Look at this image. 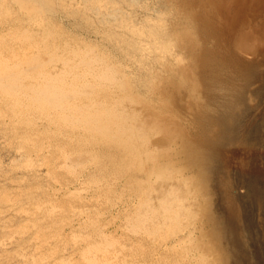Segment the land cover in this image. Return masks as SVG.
I'll use <instances>...</instances> for the list:
<instances>
[{
  "label": "rangeland",
  "instance_id": "374dc122",
  "mask_svg": "<svg viewBox=\"0 0 264 264\" xmlns=\"http://www.w3.org/2000/svg\"><path fill=\"white\" fill-rule=\"evenodd\" d=\"M211 6L213 4L208 0L203 3L200 0H0V37L4 38H0V56L4 58L0 57L1 61L5 63L7 58L9 62L6 64L10 63L12 66L15 63L17 67L18 62H25V58H35L39 54L40 57L36 56L35 60L41 64L48 61L47 55L50 59L45 67L47 73L52 76L55 73H68V76L63 73V78L66 77L65 81L71 84V79L77 72H86L84 67L79 66L75 70V66L70 64L77 60H69L75 57L74 52V57L70 54L73 50L79 52L82 49L86 58L88 55L87 59L90 56L94 58L91 62L94 70L92 74L95 72L102 81L93 80L94 75L86 72L90 76H84L89 78L82 82L90 81V84L86 83L87 86L92 84L95 88L90 87V95L82 93V90L74 95L76 98L72 96L69 101L75 102L80 108H77L76 113L71 112L74 116L70 114V120L76 117V120H80L76 123L78 126L58 121L56 116L59 113L56 108L47 113L43 109L42 113L38 110L41 107L32 99L35 97L34 90L29 88H32V83H40L29 77L39 72L38 62L28 60L33 63V67L29 62L28 65L25 63L26 66L23 62L19 63L22 65L17 67L19 71H23V74L26 71L25 77L28 73L25 78L27 83L23 75L21 83L15 85L16 88L11 83H0L1 88L3 86L0 89V264H103L104 261V264H264V199L260 195H254L252 185L258 180L256 184L264 186V56L258 55L259 49L264 50V40H258L257 43V40L251 39L245 43L247 50L238 51L247 63L261 62L257 69L261 80L257 78L260 81L254 80L255 83L248 84L244 99L237 109L239 116L235 122V135L230 134L232 137L225 141L228 145L225 144L221 148L223 150H220L223 155L218 154L216 162L212 163L211 157L205 156L207 151L203 147L204 136L199 123L205 113L217 114L222 109L220 102L209 104V98L213 94L217 99L223 94L220 83L212 86L211 73L218 70L222 77L227 69L219 71L224 68L218 63L219 57L208 50L213 47L214 40L203 35L202 19ZM68 43L70 47H67ZM53 52L56 57L61 55L59 60L54 57ZM17 60L20 61L16 62ZM1 61L0 65L3 63ZM60 61H69L67 65L70 68ZM204 62V70L210 73L211 78L205 79L206 73L202 75ZM23 67L29 68L23 70ZM4 68V65L0 66V74ZM17 68L12 69L18 71ZM30 70L36 74L32 72L30 75ZM103 72H107V75H103ZM110 72L112 81L108 80ZM30 82L31 86H26ZM7 85L15 88L12 91L17 86L21 88L19 94L15 93V96L24 94L20 98L16 96L19 101L11 92L8 93L11 97L7 94L11 91L9 86L7 90ZM21 85L31 90V99L26 97L30 95V91L24 92L23 89H27L24 86L22 89ZM79 94L81 99L78 98ZM92 99L95 104H92L93 108L90 105L93 102H89ZM82 101L91 108H83ZM78 110L83 114L86 111L85 115L87 111L94 115L92 111L99 113L101 110L98 117H92L99 119V124H94V120L93 123L87 120V125ZM49 113L55 117L48 115ZM50 121L53 122L49 123ZM82 122H85L84 125ZM101 125L105 128L102 132ZM216 126L217 123H213L209 133L213 139L221 133V128ZM97 127L101 129L97 130ZM101 136L104 137L103 140ZM67 146L73 148L69 149ZM75 150H78L76 154ZM82 150L85 152L80 154ZM71 152L75 156L70 157ZM78 154L83 162L77 159ZM27 156H31L30 161ZM68 161H71L70 164ZM76 161L83 165L79 166ZM214 166L216 169L213 171ZM210 175L212 176L209 178ZM93 181L97 183L94 184ZM227 190L232 194L234 204L239 205L236 206L239 248L232 245L231 239L222 229L224 227H219ZM144 201H147L146 207L157 210L154 211L156 215L152 216L154 213H151L149 207V212L147 210V213L143 211L141 214ZM140 202L142 208L137 205ZM34 204H40L43 208L39 205L34 207ZM52 205L57 208L50 211ZM79 213L82 215H77ZM148 213L150 215H146ZM131 214L137 215L135 217ZM137 216L138 221L142 217L144 224L142 221L135 224ZM148 219L151 223L156 219V223L153 222L155 224L152 226ZM132 222L135 225L133 228V224L130 227ZM141 222L147 232L142 227L138 228ZM134 231L139 233L135 235ZM108 241L110 246H106ZM91 243L94 249L89 246ZM96 243L100 244L101 249L105 246L108 251H103L98 246L101 251L98 252ZM111 245L116 247L110 249ZM86 250L88 255H85ZM92 253L94 257H91Z\"/></svg>",
  "mask_w": 264,
  "mask_h": 264
},
{
  "label": "bare ground",
  "instance_id": "6f19581e",
  "mask_svg": "<svg viewBox=\"0 0 264 264\" xmlns=\"http://www.w3.org/2000/svg\"><path fill=\"white\" fill-rule=\"evenodd\" d=\"M202 3L204 2V0H200ZM209 2H210V4H213V7L211 6V8H210V10H209V12H208V14L207 15H204V18L202 19V21H203V23H204V25H203V35H204V37L205 38H212L213 40H214V43H213V47L212 48H210V49H208V50H210V51H212V54L215 56H218L219 57V59H220V61L218 62L221 66H223L224 68L223 69H220L219 71H221V72H223L225 69H227V73L226 74H224L222 77L220 76V74L218 73V70L217 71H215V73L213 74V73H211V75H212V77H213V83H212V86H216V83H220V85H219V87L220 88H222L223 87V94L221 95V96H219V98L217 99V96L215 95V94H213V96L211 97V98H209V104H216V103H221L220 104V108H222V109H219V112L217 113V114H211V113H205L204 114V117L202 118V120H201V122L199 123L201 126H200V130H202V134H203V138H202V135H201V137L200 138H202V141H204V143H203V147H204V149L207 151L206 153H205V156L207 157V158H209V157H211L210 159H211V162L213 163V161H215V157L216 158H218L217 156H218V154H220V150H221V148L226 144V140H228V139H230L231 137H230V134L232 135V133L233 132H235L236 130H235V122H237L236 121V118L239 116L238 115V107H239V105L241 104V102L243 101V99H244V91L247 89V86H248V84L249 83H251V82H254V80L255 81H260L261 80V78H259L260 76L258 75V72H257V69H258V67L260 66V64H261V62H255L254 64H251V63H247V61H245L240 55H239V49H242V50H247V48L248 47H246V42L247 41H249V40H251V39H253V40H257L256 42L258 43V40L260 41V40H264V0H208ZM88 5V4H87ZM110 16V15H109ZM40 25H42V23H39ZM32 25H33V23H32ZM35 25V24H34ZM37 25V24H36ZM39 27V26H38ZM26 29V28H25ZM27 30V29H26ZM21 31H24L25 32V30H21ZM28 31V30H27ZM19 33V32H18ZM22 33V32H21ZM28 33V32H27ZM24 35H25V33H24ZM6 37H8L7 35H6ZM2 40H4V38L3 37H0ZM10 39H11V37H10ZM16 39V38H15ZM14 39V40H15ZM7 40V39H6ZM18 40V39H17ZM8 41H10L9 39H8ZM12 41H13V39H12ZM11 41V42H12ZM1 42V41H0ZM10 42V43H11ZM18 42V41H17ZM264 42V41H263ZM5 43H6V41H5ZM15 43V42H14ZM48 43V42H47ZM70 43V42H69ZM69 43H68V46L67 47H70L69 46ZM260 43V42H259ZM31 43H29V45H30ZM52 44H53V42H52ZM67 44V43H66ZM66 44L64 45V46H66ZM250 44V43H249ZM1 45H2V43H1ZM6 45V44H5ZM5 45H3V46H5ZM14 45V44H13ZM24 45H26V44H24ZM23 45V46H24ZM32 45H34V44H32ZM32 45H31V47H32ZM47 45V44H46ZM57 45V44H56ZM55 45V46H56ZM61 46H62V44H60ZM53 46V45H52ZM258 46V45H257ZM7 47V46H6ZM15 47V46H14ZM17 47V46H16ZM19 47V46H18ZM30 47V46H29ZM42 47V46H41ZM51 47V46H50ZM57 47V46H56ZM262 47V46H261ZM8 48V47H7ZM23 48V47H22ZM38 48L40 49V47L38 46ZM47 49H48V47H46ZM59 48H61L60 46H59ZM260 48V47H259ZM258 48V49H259ZM263 48V47H262ZM12 49V48H11ZM20 49V48H19ZM34 49V48H33ZM43 49H45V48H43ZM56 49H58V48H56ZM66 50H67V48H65ZM65 49H63V50H65ZM69 49H73V48H69ZM77 49V48H76ZM81 49V48H80ZM49 50V49H48ZM82 50V49H81ZM80 50V51H81ZM207 50V51H208ZM8 51V50H7ZM42 51V50H41ZM49 51H51V50H49ZM48 51V53H50ZM62 51V50H61ZM61 51H59V52H61ZM77 51V50H76ZM76 51H72L70 54H72L73 52V54H75L74 56H73V54H72V56L74 57V59H69L70 61H76L75 63H71L70 65H73V66H75L74 67V69L76 70V67L77 66H79V67H84L85 69H86V72H88V73H91L92 74V66H91V62L93 61V59L94 58H91V56H90V58L89 59H87L88 58V55H87V58H86V55H84L83 53H82V51L80 52L79 51V49H78V51L79 52H76ZM85 51V50H84ZM19 52V51H18ZM21 52V51H20ZM24 52V51H23ZM30 52H31V49H30ZM63 52V54H66V53H64V51H62ZM66 52V51H65ZM69 52V51H68ZM85 52H87V51H85ZM5 53V52H4ZM7 53V52H6ZM46 53H47V51H46ZM207 53V52H206ZM246 53V52H245ZM27 54V53H26ZM45 54V53H44ZM51 54V53H50ZM53 54H54V57H56L55 56V53L53 52ZM62 54V53H61ZM205 54V53H204ZM209 54V53H208ZM14 54L12 53V56H13ZM23 58L25 57V54L23 53ZM29 55H31V53L29 54ZM35 55V54H34ZM34 55H32V56H34ZM67 55V54H66ZM93 55V54H92ZM99 55H101V54H99ZM258 55H260V57L261 56H264V50H258ZM18 56V55H17ZM31 56V57H32ZM36 56H38V57H40L39 56V54H36L35 55V58H28L27 60H26V58H25V62L24 61H22L23 62V64H25L26 62H27V65H28V60H30V62H38V61H36L37 59H36ZM44 56V55H43ZM46 57H47V59H48V61L50 60L49 59V57L47 56V55H45ZM61 56V55H60ZM60 56H58L57 55V59L59 60L60 58ZM63 56V55H62ZM65 56V55H64ZM71 56V57H72ZM95 56V55H94ZM206 56V55H205ZM208 56V55H207ZM1 57V56H0ZM15 57V56H14ZM14 57H13V59H14ZM52 57V56H51ZM54 57H53V59H54ZM96 57H98V56H96ZM2 58V57H1ZM9 58V57H8ZM21 58V57H20ZM101 58V57H100ZM248 58V57H247ZM251 58H253V57H251ZM250 58V59H251ZM257 58V57H256ZM2 59H4V58H2ZM18 59V58H17ZM32 59V60H31ZM36 59V60H35ZM42 59V58H41ZM46 59V60H47ZM52 59V58H51ZM56 59V60H57ZM67 59V58H66ZM253 59H255V58H253ZM259 59V58H258ZM21 60V59H20ZM20 60H17L16 62H18V61H20ZM23 60V59H22ZM45 60V61H46ZM55 60V59H54ZM68 60V59H67ZM99 60V59H98ZM214 60V59H213ZM1 61V60H0ZM47 61V62H48ZM61 61H65V60H61ZM60 61V62H61ZM94 61H96V59L94 60ZM253 61V60H252ZM3 62V63H2ZM6 62H9V61H7V58H6ZM6 62L4 63V61H1V65L0 66H3L4 65V69H3V71H2V74H0L1 75V77L2 78H0V83L2 82L3 84H5L4 82H6V84H8V83H11V85L12 86H14L15 88H16V86L15 85H18L17 83L18 82H20L21 83V81H20V79L23 77L24 79L27 77V75H28V73L26 74V77L24 76V74H25V72L26 71H24V74L22 73L23 71H19V67L18 66H20L21 64H19L20 62H18V68L16 67V65H15V63L14 64H12V66L10 65V63L8 64H6ZM21 62V63H22ZM29 62V63H30ZM42 62V61H41ZM47 62H44V63H36L37 65H39L40 67V69H39V72H36L35 73V71H31L30 70V72H31V74L30 75H32V72H34L36 75H32V76H29V77H32V78H34V79H37V81L35 80V82H40L39 84H37V85H34L33 83L31 84V82L30 83H28L26 86H31V85H33L34 86V89H33V86H32V88L31 87H29L31 90H34V96L35 97H33L32 99H34V102H36V104L37 105H40L39 107H41V108H39L38 110H41V109H43V110H45L46 111V113L47 112H50L53 108H56L57 109V112L59 113V114H57V116H56V119L58 120V121H60V122H66L67 124H68V122L71 124V126H73V124L75 123H79V119L78 120H76L77 119V117H76V119L74 118L73 120H70V114H71V112L73 111H75V113H76V110H77V108H78V106L75 104V102H69L70 100H72V96L73 97H75L74 95H77V93L78 92H82V90H83V92L82 93H85L86 95H90V87L92 86V84H91V86L90 85H88L87 86V84L89 83L90 84V81L89 82H82V80L83 79H88V78H85V77H87V76H90V75H87V73L85 72V70L83 71V73L81 72L82 70H80V74H78V72H77V74H75L74 75V78L73 79H71V84H68L67 82V80L65 81V79H66V77H65V79L63 78V76L64 75H67L68 73H64V75H63V73H55V74H53L54 76H52V74H50V73H47V68L45 69V67L50 63H48L47 64ZM57 62V61H56ZM55 62V63H56ZM69 61H66V63L64 62H61V63H63V65H66V66H68L67 65V63H68ZM97 62V61H96ZM248 62H251V61H248ZM254 62V61H253ZM51 63L52 64H54V61H52L51 60ZM58 63V62H57ZM99 63H101L100 61H99ZM31 65H32V67H33V63H30ZM29 64V65H30ZM96 64V63H95ZM8 67V68H6V66ZM59 65V64H58ZM213 65V64H212ZM22 66V65H21ZM25 66H26V64H25ZM50 66H52V65H50ZM62 66V65H61ZM73 66H71V67H73ZM100 66V65H99ZM219 66V65H218ZM14 67V69H16L17 68V70L18 71H14L12 68ZM30 67V66H29ZM29 67H25V68H29ZM56 67V66H55ZM58 67H60V66H58ZM58 67H56V68H58ZM63 67V66H62ZM61 67V68H62ZM96 67V66H95ZM101 67V66H100ZM204 67H205V62L203 63V66H202V68H203V70H204ZM9 68H11V69H9ZM25 68L23 67L22 69L23 70H25ZM42 68V69H41ZM64 68V67H63ZM70 68V66H68V69ZM32 69V68H31ZM73 69V68H72ZM83 69V68H82ZM97 69H98V67H97ZM108 69H110L109 67H108ZM219 69V68H218ZM27 70V69H26ZM33 70V69H32ZM35 70H36V68H35ZM52 70V69H51ZM102 70V69H101ZM37 71V70H36ZM53 71V70H52ZM61 71H63V70H61ZM94 71V70H93ZM104 71V70H103ZM106 71V70H105ZM206 69L204 70V71H202V75L204 76L205 75V73H206ZM212 71V70H211ZM260 71V70H259ZM28 72V71H27ZM54 72V71H53ZM99 72V71H98ZM107 72H109V71H107ZM106 72V73H107ZM70 73V72H69ZM94 74H92V78H94L95 77V79H93V80H95V81H101V79H100V77L98 78V75H95V72H93ZM106 73H104L103 72V75H105ZM110 75H111V77H109L108 76V80L110 81V79L112 78V73L110 72L109 73ZM210 74V73H209ZM209 74H208V72L206 73V75L204 76L205 77V79H206V77H208V78H211L210 76H209ZM23 75V76H22ZM70 75V74H69ZM72 75V74H71ZM101 75V74H100ZM99 75V76H100ZM107 75V74H106ZM114 75L115 74H113V77H114ZM22 76V77H21ZM68 76V75H67ZM85 76V77H84ZM102 76V75H101ZM219 76H220V78H219ZM28 77V80L30 79ZM3 78H4V81H2L3 80ZM257 78H259L260 80H256ZM34 79H31V80H34ZM67 79H69V78H67ZM102 79H104V78H102ZM203 79V78H202ZM26 80V83H27V79H25ZM30 80V81H31ZM108 80H106V81H108ZM113 80H115V79H113ZM79 81H80V83L81 84H79ZM88 81V80H87ZM108 81V82H109ZM111 81H112V79H111ZM102 82V81H101ZM104 83H105V79H104V81H103ZM87 83V84H86ZM92 83L93 84H96V83H94L93 81H92ZM97 83H99V82H97ZM210 83V82H209ZM255 83V82H254ZM259 83V82H258ZM24 84V83H23ZM31 84V85H30ZM100 84V83H99ZM103 84V83H102ZM102 84H101V86H102ZM207 85V84H206ZM11 87L10 85H7V87ZM19 86H20V84H19ZM19 86H17V89L16 90H13L12 91V89L14 88V87H11V91H6L7 92V94L8 93H10L11 92V95H13L14 97H18V98H20V96L21 95H24L23 93L21 94V95H19L18 96V92H20L21 90V88L19 89ZM23 86L24 85H21V87H22V89H23ZM26 86H24L26 89H27V87ZM99 86V85H98ZM98 86H97V88H98ZM9 87H8V89L6 88V86H5V88L7 89V90H9ZM2 88H3V86H2ZM1 88V86H0V89H2ZM14 88V89H15ZM28 88V89H29ZM91 88H95L94 86H92ZM100 88V87H99ZM25 90V89H23L24 90V92L25 91H30L29 93H30V95H31V90ZM87 89V90H86ZM251 89V88H250ZM92 90V89H91ZM4 91H5V89H4ZM3 91V92H4ZM15 91V92H14ZM216 91V90H215ZM5 92V93H6ZM14 92V93H13ZM26 92V93H27ZM5 93H3V94H5ZM15 93H18L16 96H15ZM72 93H73V95H72ZM6 94V95H7ZM28 94V93H27ZM27 94H25V95H27ZM94 94H95V91H94ZM257 94H258V92H257ZM264 94V93H263ZM5 95V96H6ZM10 97H11V95L10 94H8ZM26 96L28 99H31V97L33 96V94L31 95V96ZM83 95V94H82ZM86 95H84V96H86ZM218 95V94H217ZM79 96H80V94L78 95V98H79ZM92 96V95H91ZM10 97H9V100H10ZM16 97V98H17ZM23 97V96H22ZM30 97V98H29ZM88 97V96H87ZM86 97V98H87ZM17 98V99H18ZM76 98V97H75ZM6 99H7V96H6ZM12 99V98H11ZM15 99V98H14ZM16 99V100H17ZM79 99H81V98H79ZM83 99H85V98H83ZM82 99V100H83ZM90 99H91V97H90ZM216 99H217V101H216ZM259 99H261V98H259ZM15 100V101H16ZM95 100H96V98H95ZM12 101V103H13V100H11ZM18 101H19V99H18ZM17 101V102H18ZM33 101V100H32ZM84 101V100H83ZM82 101V103L84 104V102ZM88 101V100H87ZM93 102V103H91L90 105H91V107L93 106L92 104H94V101H93V99L92 100H90L89 102ZM97 101V100H96ZM207 101V100H206ZM16 102V104L15 105H17L18 103ZM20 102H22V101H20ZM98 102V101H97ZM31 103H33V102H31ZM99 103V102H98ZM97 103V104H98ZM35 104V103H34ZM85 104H87V103H85ZM84 104V106H83V108H85L87 105H85ZM12 105V104H11ZM20 105V107L22 106L21 104H19ZM95 105V104H94ZM210 105V106H211ZM24 106V105H23ZM26 106V105H25ZM24 106V108L26 109V107ZM81 107V106H80ZM90 106H87L86 108H88V109H86V110H89L90 108H91ZM99 107V106H98ZM213 107V106H212ZM215 107V106H214ZM32 108V107H31ZM38 108V107H37ZM37 108H35V109H37ZM93 108V107H92ZM96 108V107H95ZM23 108H21V110H22ZM27 109H28V107H27ZM78 109H80V108H78ZM100 109V108H99ZM207 109V108H206ZM215 109H218L217 107L215 108ZM242 109V108H241ZM240 109V110H241ZM250 109V108H249ZM81 110H83V109H81ZM96 110H97V108H96ZM221 110V111H220ZM246 110V109H245ZM94 111H95V109H94ZM94 111H92L93 112V114L94 115H90V113L88 114V111H87V115H85L86 114V111H85V114H83L82 112H80L79 110H78V112L80 113V114H82V116H81V119H83V121H86V123H87V125H88V122H89V120L93 123V121L92 120H94V124L96 123V125L97 124H99V123H97L98 121H100L99 119H94V118H92V117H98L99 116V113H101V110H100V112L99 113H97V112H94ZM206 111H208V110H206ZM213 111V110H212ZM218 111V110H217ZM242 111H243V109H242ZM241 111V112H242ZM52 112V111H51ZM245 112V111H244ZM41 113H42V110H41ZM43 113H44V111H43ZM264 113V112H263ZM92 114V113H91ZM243 114V113H242ZM248 114V113H247ZM41 115V114H40ZM48 115H51L50 113L48 114ZM72 115V114H71ZM90 117H89V116ZM101 115V114H100ZM52 117L54 116L55 117V115H51ZM72 116H74V115H72ZM87 116H88V118H87ZM104 115H102V117H103ZM247 116V115H246ZM48 117V116H47ZM242 117V116H241ZM73 118V117H72ZM99 118H101V116L99 117ZM240 118V117H239ZM70 121H69V120ZM245 119H247V118H245ZM48 120H50V118H48ZM47 120V121H48ZM51 120H55V119H51ZM78 121V122H76V121ZM87 120H88V122H87ZM241 120V119H240ZM51 122H53V121H50L49 123H51ZM90 122V123H91ZM103 122V121H102ZM47 123V122H46ZM83 123V125H84V123L85 122H82ZM91 123V124H92ZM213 123H217V126H219L220 128H221V133H220V135L217 133V131H216V133L219 135V136H215L214 137V139L212 138V137H210V135H209V133H210V129H211V125L213 124ZM53 124V123H52ZM59 124V123H58ZM76 124V125H77ZM91 124H90V126H91ZM102 124V123H101ZM238 124V123H237ZM236 124V125H237ZM251 124V123H250ZM47 125H49V127H50V124H48L47 123ZM61 125V124H60ZM63 125V124H62ZM66 125V124H65ZM75 125V126H76ZM102 125H104V124H102ZM101 125V126H102ZM244 125H245V123H244ZM243 125V126H244ZM68 126V125H67ZM71 126H69V127H71ZM78 126V125H77ZM85 126H86V124H85ZM216 126V127H217ZM56 127V126H55ZM54 127V128H55ZM79 127H80V124H79ZM84 127V126H83ZM94 127V126H93ZM103 127V129H101V128H99V127H97L98 129L97 130H100L101 129V131L100 132H102V130H105V128H104V126H102ZM240 127V126H239ZM241 127H242V125H241ZM48 128V127H47ZM60 128V127H59ZM65 128L66 127H64V130H65ZM75 128V127H74ZM73 128V129H74ZM91 128V127H90ZM63 129V128H62ZM62 129H61V131H62ZM68 129V128H67ZM82 129V128H81ZM86 129V128H85ZM94 129H96V126H95V128ZM49 130V129H48ZM57 130V129H56ZM235 130V131H234ZM44 131V130H43ZM50 131V130H49ZM53 131H54V129H53ZM77 131H79V130H77ZM81 131V130H80ZM85 131H87V130H85ZM95 131V130H94ZM218 131H220V129L218 130ZM55 132V131H54ZM74 132V131H73ZM91 132V131H90ZM90 132H88V133H90ZM97 132V131H96ZM215 131H213L212 132V136H213V133H214ZM60 133V132H59ZM64 133H66V132H64ZM75 133V132H74ZM79 133V132H78ZM82 133V132H81ZM92 133H94V132H92ZM205 133H206V136H205ZM238 133V132H237ZM236 133V134H237ZM250 133V132H249ZM53 134V133H52ZM56 134H57V132H56ZM234 134V133H233ZM60 135V134H59ZM66 135V134H65ZM72 135V134H71ZM74 135V134H73ZM79 135V134H78ZM77 135V136H78ZM81 135V134H80ZM96 135H98L97 133H96ZM235 135V134H234ZM76 136V135H75ZM87 136H90V134L88 135L87 134ZM95 136V135H94ZM86 137V136H85ZM195 137V136H194ZM65 138V137H64ZM70 138H72V137H70ZM76 138V137H75ZM81 138H82V136H81ZM88 138V137H87ZM92 138H94L93 136H92ZM91 138V139H92ZM101 139L103 138L104 139V137H100ZM197 138V137H196ZM236 138V137H235ZM49 139V138H48ZM74 139V138H73ZM96 139H98V138H96ZM95 139V140H96ZM102 139V140H103ZM234 139V138H233ZM50 140V139H49ZM65 140V139H64ZM66 140H68V139H66ZM65 140V141H66ZM77 140V139H76ZM85 140V139H84ZM90 140V139H89ZM232 140V139H231ZM230 140V141H231ZM93 141H94V139H93ZM194 141V140H193ZM31 142V141H30ZM78 142H80V141H78ZM83 142V141H82ZM85 142H87V141H85ZM84 142V143H85ZM197 142H199V141H197ZM225 142V143H224ZM51 143V142H50ZM83 143V144H84ZM33 144V143H32ZM35 144H37V143H35ZM68 144V143H67ZM82 144V143H81ZM87 144V143H86ZM54 145V144H53ZM61 145V144H60ZM89 145V144H88ZM228 144H226V146H227ZM232 145V144H231ZM258 145H259V143H258ZM31 145H29V147H30ZM34 146V145H33ZM33 146H32V148H33ZM46 146V145H45ZM56 146V145H55ZM58 146V145H57ZM225 146V147H226ZM233 146H234V144H233ZM261 146V145H260ZM35 147V146H34ZM37 147V146H36ZM35 147V148H36ZM50 147V144H49V146H48V148ZM66 147V146H65ZM68 147V146H67ZM91 147H93V146H91ZM224 147V148H225ZM21 148V147H20ZM25 148V147H24ZM52 148V147H51ZM56 148V147H55ZM60 148H62V147H60ZM69 149H71V148H73V147H68ZM82 148H84V146L82 147ZM230 148H232L231 146H230ZM234 148H235V146H234ZM234 148H232V149H234ZM34 149V148H33ZM38 149V148H37ZM57 149H59L58 147H57ZM63 149V148H62ZM66 149V148H65ZM193 149V148H192ZM195 149V148H194ZM28 150V149H27ZM54 150V149H53ZM68 150V149H67ZM74 150V149H73ZM203 150V149H202ZM223 150V149H222ZM221 150V151H222ZM24 151V150H23ZM35 151V150H34ZM34 151H32V152H34ZM60 151V150H59ZM66 151V150H65ZM78 151V150H77ZM77 151L75 150V154L77 153ZM190 151H192V150H190ZM224 151H226V150H224ZM74 152V151H73ZM73 152H71L69 155H70V157H71V155H72V153ZM82 152H85V150L83 151H81V152H79L80 154H82ZM87 152V151H86ZM195 152V151H194ZM55 153H57V152H55ZM64 153H66V152H64ZM63 154V153H62ZM62 154H60V155H62ZM75 154L74 155H72V156H75ZM80 154H78L76 157H77V159H79L80 158ZM84 154V153H83ZM225 154V153H224ZM24 155V154H23ZM37 155V154H36ZM220 155H223V154H220ZM22 156V155H21ZM25 156V155H24ZM24 156H22V157H24ZM46 156V155H45ZM68 156V155H67ZM28 157V156H27ZM34 157V156H33ZM37 157V156H36ZM65 157V156H64ZM69 157V158H70ZM79 157V158H78ZM95 157V156H94ZM25 158V157H24ZM29 158H31V156L30 157H28V159ZM41 158V157H40ZM44 158V157H43ZM75 158V157H74ZM221 158H223V157H221ZM28 159H26V160H28ZM45 159V158H44ZM43 159V160H44ZM65 159H68V158H65ZM96 158H94V160H95ZM224 159V158H223ZM31 159H29V161H30ZM37 160V159H36ZM52 160V159H51ZM70 160H72V159H70ZM79 160H81V159H79ZM218 160V159H217ZM48 161V160H47ZM50 161V160H49ZM54 161V160H53ZM82 161V160H81ZM33 162V161H32ZM69 162V161H68ZM71 162V161H70ZM70 162H69V164H70ZM73 162H75L74 161V159H73ZM72 162V163H73ZM79 163H80V161H78ZM83 162V161H82ZM204 161L202 160V163H203ZM216 162V161H215ZM218 162V161H217ZM222 162V161H221ZM221 162H219V163H221ZM224 162V161H223ZM29 163V162H28ZM51 163V162H50ZM76 163H77V161H76ZM210 163V162H209ZM219 163H217V165H219ZM226 163V162H225ZM224 163V164H225ZM48 164V163H47ZM78 164V163H77ZM81 164V163H80ZM223 164V163H222ZM220 165V166H223V165ZM27 165V164H26ZM79 165V164H78ZM78 165H77V167H78ZM83 165V164H82ZM82 165H79V166H82ZM212 165V164H211ZM28 166V165H27ZM53 166H55V165H53ZM70 166H72V164L70 165ZM70 166H69V168H70ZM122 166V165H121ZM225 166V165H224ZM73 167H75L74 166V164H73ZM51 168V167H50ZM55 168V167H54ZM53 168V169H54ZM79 168V167H78ZM72 169V168H71ZM101 169V168H100ZM207 169V168H206ZM214 169H216V167L214 166L213 167V171H214ZM229 169V168H228ZM72 170H75V169H72ZM234 170V169H233ZM122 171H124V170H122ZM128 171H129V169H128ZM207 171V170H206ZM210 171V170H209ZM101 172V171H100ZM229 172V171H228ZM228 172H226V173H228ZM232 172V171H231ZM236 172H238V171H236ZM235 172V173H236ZM232 173H234V172H232ZM118 174V173H117ZM122 174V173H121ZM126 174V173H125ZM208 174V173H207ZM212 174V173H211ZM229 174V173H228ZM53 175V174H52ZM51 175V176H52ZM109 175H111L112 176V174H109ZM202 175V174H201ZM217 175V174H216ZM117 176H119V175H117ZM127 175H125V177H126ZM130 176V175H129ZM208 176V175H207ZM212 175H210L209 176V178L211 177ZM124 177V178H125ZM131 177V176H130ZM227 177H229V176H227ZM238 177H240L239 175H238ZM94 178V177H93ZM98 178V177H97ZM133 178V177H132ZM204 179H205V177H203ZM214 178V177H213ZM216 178V177H215ZM223 177L221 176V179H222ZM99 179V178H98ZM101 179V178H100ZM115 179V178H114ZM208 179V178H207ZM249 179V178H248ZM128 180V179H127ZM217 180H219V179H217ZM237 180H239V179H237ZM254 180H255V178H254ZM96 181V180H95ZM95 181H93L94 182V184L95 183H97V182H95ZM134 181V180H133ZM211 181V180H210ZM241 181V180H240ZM246 181V180H245ZM248 181H250V180H248ZM247 181V182H248ZM101 182V181H100ZM112 182H114V181H112ZM124 182H126V181H124ZM215 182V181H214ZM99 183V182H98ZM210 183V182H209ZM213 183V182H212ZM215 183H217V182H215ZM230 183V182H229ZM252 183V182H251ZM256 183H258V180H255V185H254V183H252V185H253V193H254V195L255 196H261V197H263V199H264V186L263 185H258V184H256ZM132 184V183H131ZM227 184V183H226ZM232 184V183H231ZM96 185H98V184H96ZM213 185H214V183H213ZM228 185V184H227ZM128 186V185H127ZM130 186V185H129ZM128 186V187H129ZM211 186V185H210ZM131 187V186H130ZM249 187V186H248ZM100 188V187H99ZM110 188V187H109ZM126 188V187H125ZM227 188H228V186H227ZM226 188V189H227ZM101 189H103V188H101ZM128 189V188H127ZM126 189V190H127ZM160 189V188H159ZM216 189V188H215ZM225 189V190H226ZM96 190H99V189H96ZM111 190V189H110ZM129 190V189H128ZM131 190V189H130ZM134 190V189H133ZM218 190V189H217ZM224 190V189H223ZM230 190V189H229ZM229 190H227V192H226V194L224 195L225 196V198L223 199V201L225 200L226 201V203L224 202V209H223V215L219 218V224H220V228L221 227H224V228H222L223 230H224V233H226V235L227 236H229L228 238H230L231 239V241H232V245H234L236 248H239V243H240V239H239V235H240V233H239V231H237V226H236V224H237V220H238V218H237V213H236V206L237 205H235L234 203H235V201H234V198L231 196L232 194H230L229 193ZM252 190V189H251ZM101 191V190H100ZM221 191H222V188H221ZM220 191V192H221ZM98 192V191H97ZM114 192V191H113ZM247 192V191H246ZM100 193V192H99ZM102 193V192H101ZM112 193V192H111ZM110 193V194H111ZM137 193V192H136ZM163 193V192H162ZM161 193V194H162ZM225 193V192H224ZM248 193V192H247ZM246 193V194H247ZM103 194V193H102ZM104 195V194H103ZM37 197V196H36ZM146 197V196H145ZM161 197V196H160ZM159 197V199H161ZM40 198V197H39ZM143 198V197H142ZM124 199V198H123ZM216 199V198H215ZM258 199H259V197H258ZM35 200V199H34ZM122 200V199H121ZM120 200V201H121ZM149 200V199H148ZM44 201V200H43ZM123 201V200H122ZM151 201V200H150ZM65 202V201H64ZM220 202V201H219ZM238 202V201H237ZM255 202V201H254ZM37 203V202H36ZM41 203V202H40ZM44 203H45V201H44ZM49 203V202H48ZM67 203V202H66ZM145 203H147V201L145 202L144 201V203H143V208H142V204H141V202L139 203V204H137V205H139V206H141V208H142V210H141V214H142V212L143 211H145L146 213H147V210H148V212H149V208H150V210H152V212L151 213H154L152 216H154V215H156L155 213L157 212V210H156V212H154L155 210H153L152 209V207H149V206H147V207H149V208H147L146 207V205H145ZM150 203V202H149ZM148 203V204H149ZM163 203V202H162ZM253 203V202H252ZM260 203V202H259ZM46 204H47V202H46ZM50 204H52V203H50ZM62 204V203H61ZM64 204V203H63ZM132 204V203H131ZM141 204V205H140ZM150 204H152V203H150ZM237 204H239V203H237ZM35 205V204H34ZM37 205H39V207H41L40 206V204H36L34 207H37ZM45 205V204H44ZM145 205V206H144ZM159 205V204H158ZM222 205V204H221ZM257 205H259V204H257ZM150 206H152V205H150ZM239 206V205H238ZM237 206V207H238ZM246 206V205H245ZM1 207V206H0ZM8 207V206H7ZM33 207V206H32ZM47 207V206H46ZM49 207V206H48ZM54 207H55V205H54ZM130 207V206H129ZM136 206H134V208H135ZM138 207V206H137ZM146 209H145V208ZM167 207H168V204H167ZM170 207V206H169ZM6 208V207H5ZM42 208H43V206H42ZM41 208V209H42ZM52 208H53V205H52V207L50 208V211L52 210ZM57 208V207H56ZM56 208H53V209H56ZM141 208H139V209H141ZM165 208H166V206H165ZM261 208V207H260ZM8 209H10V207H8ZM29 209V212L31 211L30 210V208H28ZM39 209V208H38ZM46 209H49V208H46ZM45 209V210H46ZM66 209V208H65ZM132 209V208H131ZM138 209V208H137ZM143 209H145V210H143ZM6 210V209H5ZM62 210V209H61ZM84 210V209H83ZM133 210V209H132ZM221 210V209H220ZM245 210V209H244ZM8 211V210H7ZM11 211V210H10ZM28 211V210H27ZM27 211H25V213L27 214L28 212ZM56 211V210H55ZM54 211V212H55ZM64 210H62V212H63ZM79 211V210H78ZM138 211V210H137ZM238 211V210H237ZM44 212V211H43ZM47 212H49V211H47ZM57 212V211H56ZM68 212V211H67ZM71 212V211H70ZM81 212V211H80ZM87 212V211H86ZM89 212V211H88ZM87 212V213H88ZM140 211H138V213H139ZM216 212V211H215ZM241 212V211H240ZM11 213V212H10ZM50 213H52V212H50ZM50 213H49V215H50ZM76 213V212H75ZM85 213V212H84ZM7 214H9V211H8V213ZM45 214V213H44ZM82 215V213H79V214H77V215ZM246 214V213H245ZM47 215V214H46ZM49 215H47V216H49ZM52 215H54L53 213H52ZM75 215V214H74ZM85 215V214H84ZM131 215H133V216H135L136 217V215L135 214H131ZM145 215V214H144ZM146 215H150L149 213L148 214H146ZM175 215V218H176V214H174ZM66 217V216H65ZM131 217V216H130ZM147 217V216H146ZM47 218V217H46ZM89 218V217H88ZM144 218V217H143ZM148 218H149V216H148ZM153 218V217H152ZM155 218V217H154ZM163 218V217H162ZM87 219V218H86ZM131 219V218H130ZM145 219V218H144ZM151 219V218H150ZM150 219H148L147 221L148 222H150L151 223V221H150ZM172 219V218H171ZM45 220V219H44ZM88 220V219H87ZM134 220V219H133ZM152 220V219H151ZM226 220V221H225ZM125 221H127L126 219H125ZM135 221H137V222H135ZM135 224L136 223H139L140 224V221H142L143 222V224H144V220L142 219V217H141V219H139V221H138V216H137V219H135ZM147 221H146V223H147ZM47 222H49V221H47ZM129 222V221H128ZM131 222V221H130ZM142 222H141V226H138V228H140V227H144V226H142ZM153 222H155L156 223V219H155V221H153ZM151 223L152 224V226H153V224H155V223ZM159 222V221H158ZM242 222H243V220H242ZM127 224H129V223H127ZM133 224V222L130 224V227H131V225ZM139 224H137V225H139ZM148 224V223H147ZM162 224V223H161ZM27 225V224H26ZM134 225V224H133ZM132 225V227L131 228H133V227H135V225L133 226ZM28 226V225H27ZM126 225H124V227H125ZM160 226V225H159ZM217 226V227H218ZM250 226V225H249ZM22 227V226H21ZM67 227H68V225H67ZM145 227H148V225L147 226H145ZM218 227V229H220ZM22 228H24V227H22ZM21 229V228H20ZM25 229V228H24ZM123 229V228H122ZM126 229H128L127 227H126ZM135 229H137V227L135 228ZM143 229H145V232H147L146 231V228H143ZM243 229V228H242ZM129 230H130V228H129ZM128 230V231H129ZM147 230H148V228H147ZM223 230H221V231H223ZM132 231V230H131ZM138 231V230H137ZM220 231V232H221ZM135 232V231H134ZM144 232V231H143ZM133 233V232H132ZM136 233H139V232H135V235H136ZM129 234V233H128ZM127 234V235H128ZM145 234V233H144ZM99 235V234H98ZM101 235V234H100ZM103 235H105V234H103ZM103 235H102V237H103ZM135 235H133V236H135ZM138 235V234H137ZM141 236L143 235V234H140ZM139 235V236H140ZM129 236V238H130V235H128ZM132 236V237H133ZM81 237V236H80ZM104 237H106V236H104ZM110 237H113V235L112 236H110ZM109 237V238H110ZM144 237H145V235H144ZM73 238H75V236L74 237H72V241H73ZM96 238H98V236H96ZM108 238V237H107ZM136 238V237H135ZM141 238V237H140ZM224 238V237H223ZM47 239V238H46ZM90 239V241H91V239L92 238H89ZM95 239V238H94ZM106 238H104V240H105ZM111 239V238H110ZM131 239V238H130ZM142 239V238H141ZM225 239V238H224ZM102 240V239H101ZM113 240V239H112ZM134 240H136V239H134ZM144 240V239H143ZM243 240V239H242ZM46 241V240H45ZM49 240H47V242H48ZM74 241H76V240H74ZM92 241H93V239H92ZM114 241V240H113ZM117 240H116V236H115V243H116V245H117V242H116ZM120 241V240H119ZM132 241V240H131ZM226 241V240H225ZM88 242V241H87ZM97 242V241H96ZM103 242V241H102ZM109 243L106 245V246H110L109 244H110V241H108ZM222 242H223V240H222ZM104 243L106 244V242L104 241ZM104 243L102 244V245H104ZM112 243V242H111ZM132 243V242H131ZM134 243V242H133ZM136 243V242H135ZM224 243V242H223ZM92 244V243H91ZM114 244V243H113ZM86 245H87V243H86ZM96 247H97V249H99L100 248V244L98 243H96ZM101 245V246H102ZM122 245V244H121ZM89 246L91 247H93V249L95 248L94 246H93V244L92 245H90L89 244ZM88 246V247H89ZM98 246H99V248H98ZM115 246V245H114ZM113 246V247H114ZM123 246V245H122ZM242 246V245H241ZM42 247V246H41ZM53 247V246H52ZM87 247V248H88ZM91 247V248H92ZM103 247V246H102ZM112 247V245H111V248L110 249H112L113 248ZM116 247V246H115ZM134 247V246H133ZM138 247V246H137ZM233 247V246H232ZM245 247V246H244ZM45 248V247H44ZM86 248V249H87ZM90 248V249H91ZM106 247L104 246V248H100L101 250H103L104 251V249H105ZM123 248V247H122ZM125 248V247H124ZM123 248V249H124ZM131 248V247H130ZM226 248V247H225ZM92 249V250H93ZM97 249H95V254H96V251H97ZM100 249L98 250V252H101L100 251ZM126 249V248H125ZM135 249H136V247H135ZM88 251H90L89 250V248L87 249ZM87 250H86V252H85V255H86V253H87ZM105 250H107V249H105ZM132 250H133V248H132ZM231 250V249H230ZM229 250V251H230ZM108 251V250H107ZM112 251H114V250H112ZM116 251V250H115ZM118 251V250H117ZM122 251V250H121ZM137 251V250H136ZM48 252H52V251H48ZM92 251H90V253H91ZM110 252V251H109ZM109 252H106L105 251V253H109ZM123 252H125V251H123ZM123 252H121V253H123ZM134 252V251H133ZM138 252V251H137ZM115 253V252H114ZM131 253V252H130ZM129 253V254H130ZM232 253H233V251H232ZM100 254V253H99ZM103 256L105 255L104 254V252H102L101 253ZM111 254V253H110ZM117 254V253H116ZM135 254V253H134ZM137 254V253H136ZM239 254V253H238ZM87 255H88V253H87ZM98 255V254H97ZM119 255V253L117 254V256ZM131 255H133V254H131ZM230 255V254H229ZM233 255V254H232ZM89 256H90V254H89ZM94 257V255H93V253H92V255H91V257ZM107 256V255H106ZM110 256V255H109ZM112 256H114L113 255V253H112ZM124 256V255H123ZM228 256V255H227ZM96 258L98 257V256H95ZM111 257V256H110ZM115 258H117L116 256H114ZM131 257V256H130ZM100 258V257H99ZM114 258V259H115ZM125 258V257H124ZM127 258V257H126ZM240 258V257H239ZM107 259V258H106ZM113 259V260H114ZM121 259V258H120ZM119 259V260H120ZM250 259V258H249ZM102 260V259H101ZM103 260H105V259H103ZM109 260V259H108ZM108 260H106V261H108ZM118 260V261H119ZM126 260V259H125ZM124 260V261H125ZM236 260V259H235ZM247 260V259H246ZM116 261V260H115ZM121 261H122V259H121ZM239 261H240V259H239ZM109 262H110V260H109ZM117 262V261H116ZM115 262V263H116ZM123 262V261H122ZM100 263H101V261H100ZM105 263V261L103 262V264ZM119 263V262H118ZM239 263V262H238ZM98 264V263H97ZM110 264V263H109ZM123 264H124V262H123ZM146 264V263H145ZM243 264V263H242Z\"/></svg>",
  "mask_w": 264,
  "mask_h": 264
}]
</instances>
